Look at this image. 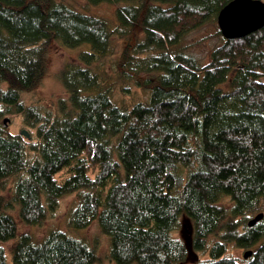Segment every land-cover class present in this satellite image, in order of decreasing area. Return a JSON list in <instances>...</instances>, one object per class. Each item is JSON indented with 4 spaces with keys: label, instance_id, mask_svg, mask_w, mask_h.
Segmentation results:
<instances>
[{
    "label": "trees",
    "instance_id": "trees-1",
    "mask_svg": "<svg viewBox=\"0 0 264 264\" xmlns=\"http://www.w3.org/2000/svg\"><path fill=\"white\" fill-rule=\"evenodd\" d=\"M87 1L117 5L115 25L60 0H0V115L31 130L0 129V264L10 241L13 264H98L97 250L65 231L36 243L12 213L40 227L74 195L71 227L97 224L113 264H185L189 247L175 237L184 217L195 264H264V218L250 225L264 213L247 219L264 201V28L224 37L202 65L179 47L232 0ZM115 40L128 41L118 63ZM54 43L92 49L61 71L69 98L58 109L27 106ZM140 74L159 76L139 82L147 100L117 104L119 81ZM231 245L253 256L241 262Z\"/></svg>",
    "mask_w": 264,
    "mask_h": 264
},
{
    "label": "rangeland",
    "instance_id": "rangeland-1",
    "mask_svg": "<svg viewBox=\"0 0 264 264\" xmlns=\"http://www.w3.org/2000/svg\"><path fill=\"white\" fill-rule=\"evenodd\" d=\"M60 1L66 3L79 12L104 18L112 25H115L116 23L118 6L115 4L104 3L94 6L89 4L87 0ZM220 31L221 30L219 29V25L217 23L206 25L202 29L193 32L186 37L179 48L185 54L195 57L200 64H208L213 51L222 46L224 43V36ZM133 35H135L139 40L144 37V33L140 28L134 29ZM132 38L133 36H131L130 42L132 41ZM127 44V40L114 41V57L112 61L117 62L120 60V57L124 52L123 50ZM91 49L90 44H85L75 49H68L60 43L51 44L48 51L47 75L36 90L27 92L23 95L24 103L27 106L36 105L49 110L58 109L59 102L69 98V95L60 79L61 71L66 64L72 63L79 58L81 53L89 52ZM111 67H113V65H111ZM115 70L116 68L113 67L108 71V74L112 77L113 82L119 80ZM158 77V75L140 74L135 79L127 78L126 80H121L119 81L115 92H113V98L117 104L123 106L147 100L149 96L147 88L150 87V85L145 86V84H140L139 82H150L151 84H154L156 83ZM5 119L10 120L7 127L4 125ZM1 128H5L8 133L14 135L21 134L23 131H31L25 125L23 118L12 114L0 115V129ZM78 202L79 198L76 195L64 198L61 202L59 211L40 227L25 225L19 218L17 211H13L12 213H14L18 219L21 232L24 234H30L36 243H42L48 235L54 231H65L68 234L83 240L90 247L95 248L100 258V262L98 264H113L109 261L111 246L110 240L101 232L97 224H94L89 229L82 231L75 230L71 227L70 216L73 209L78 205ZM229 206L227 205V207ZM262 212L264 213V201L262 202V209L258 213L248 216V221L252 220L255 216H257V214ZM175 237L186 243L189 247L190 256L185 264H195V262L199 260L200 256L199 253L193 250L192 242L194 237V225L189 218L184 217L182 219L181 228L175 234ZM15 244V241H10L9 243L3 245L7 252L8 264H13L12 248ZM247 251L248 250L238 249L231 245L229 249V256H233L241 262H244L247 261L244 258ZM202 258L207 259L208 257L202 256Z\"/></svg>",
    "mask_w": 264,
    "mask_h": 264
},
{
    "label": "water",
    "instance_id": "water-1",
    "mask_svg": "<svg viewBox=\"0 0 264 264\" xmlns=\"http://www.w3.org/2000/svg\"><path fill=\"white\" fill-rule=\"evenodd\" d=\"M218 24L223 36L228 40L243 39L264 28L263 0H232L219 14ZM9 120H5L8 125ZM264 218L261 214L251 222L255 226ZM253 252L246 253L249 260Z\"/></svg>",
    "mask_w": 264,
    "mask_h": 264
},
{
    "label": "bare ground",
    "instance_id": "bare-ground-1",
    "mask_svg": "<svg viewBox=\"0 0 264 264\" xmlns=\"http://www.w3.org/2000/svg\"><path fill=\"white\" fill-rule=\"evenodd\" d=\"M5 120H7V119H5ZM5 120H4V125H5ZM8 120H9V119H8ZM9 122H10V120H9ZM9 122H8V125H9ZM8 125H7V126H8ZM5 126H6V125H5ZM7 126H6V127H7ZM250 251H251V250H248L246 253H248V252H250ZM252 252H253V251H252ZM246 253H245V255H246ZM245 255H244V258H245Z\"/></svg>",
    "mask_w": 264,
    "mask_h": 264
}]
</instances>
